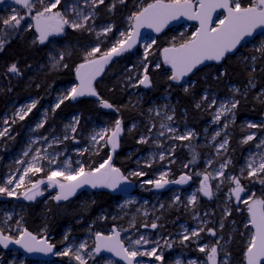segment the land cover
<instances>
[{
	"label": "snow or ice",
	"instance_id": "1",
	"mask_svg": "<svg viewBox=\"0 0 264 264\" xmlns=\"http://www.w3.org/2000/svg\"><path fill=\"white\" fill-rule=\"evenodd\" d=\"M4 2L5 0H0V4ZM14 2L20 6L24 14H20V11L14 9L13 14L10 16L0 18V25L3 26L0 27V52L19 33L22 21H26L29 18L32 23L27 24L25 30H32L34 28L35 32L38 33V41L40 44L45 43L51 36L63 34L66 27L73 30L94 31V28L89 25V21L94 23L97 7L104 4V0H64L63 3L62 0H14ZM119 3L124 4L125 0H119ZM37 5H39L38 8ZM114 7L115 5L113 4L109 7V11H112ZM218 10L223 11L218 14ZM214 15H216L215 19ZM181 17L191 21H197L199 26L192 32L188 39L183 40L179 45L172 44L170 47L162 50L163 63L171 68L169 80L174 82H180L182 78L188 76L194 69H197L198 66L204 64L206 61L220 62L227 54L235 51L245 38L252 37L258 29L264 30V0H249L247 5L242 4L241 0H152V2L140 6L137 11L132 12L127 17V29L119 32L118 38L112 43L111 47L102 51L100 44H97L84 53L83 61L75 67V75L78 83L70 87L66 91V94L58 98L51 111L54 113L66 100L75 101L77 98L84 96L96 97L101 107L113 109L114 105L100 98L94 86L97 78L104 73L105 67L114 57H119L131 51L140 43V30L142 28L151 29L156 33H160L171 21L178 20ZM112 31L113 26L107 25L101 32H97L96 35L97 37L101 35L106 37ZM35 42L34 40L33 43ZM155 43L156 41L152 39L150 43L143 45L144 57L140 61L142 71H140L139 75L127 77V81L131 87L136 88L141 85L145 88L151 87L152 82L148 74L147 59L150 54L149 50ZM256 51L264 57V43H261L256 48ZM68 54L70 55V53ZM64 59L65 53L63 52L60 53L58 59L53 58L52 68H67L68 65L62 63ZM251 60L255 62L257 57L253 55ZM134 67L136 66L133 65L128 71L131 72ZM155 67L159 69L161 65L157 63ZM253 71H255L254 68ZM6 74L19 76L22 73L17 63H11L7 67ZM133 80L136 82L131 83ZM249 83L254 87L251 79ZM184 91L188 92V88L185 87ZM233 92L240 93V89L234 88ZM246 94V91L241 93V95ZM201 99L202 101H208V94L205 93ZM38 103V100H33L31 103L20 107L15 113V119L11 123L14 124L17 120H24L37 107ZM239 103L240 101L238 99H234L221 101L217 104V100L212 98L208 103V108L215 107L216 109L213 122H220L222 117L227 120L229 114H232V118L234 119L233 110L237 108ZM196 107L200 108L201 103H197ZM115 110L119 111V109ZM149 111L151 112L152 110L150 109ZM155 114L157 116L161 115L159 110ZM47 116L48 112L46 110L44 113L45 118L37 123L32 131L43 128L47 122ZM73 119L74 123L72 125L65 126V134L62 139L53 137L49 140L48 136H41L39 139L29 140L27 148L22 153V158L15 161L17 165L23 166L22 168L16 169L19 175L11 174L0 183V196L16 199L23 198V200L31 202L35 201L37 197L43 196L45 190L57 189L51 199L59 203L69 200L70 197L76 195L79 189L85 186L92 189L105 188L116 191L122 184L129 182L128 176L112 163L113 154L120 147V137L125 131L123 122L119 118L115 120L111 128H101L90 136L92 146L95 148V154L98 155L105 147L110 149L107 158L95 167L91 165L86 166L79 159L74 162L76 166L73 167V161L70 157L61 161L59 157L63 153L49 152V148L62 143L64 140L72 139L78 143L74 134L77 132L76 126L79 124V117L76 116ZM173 120L174 112L171 115L165 113L164 121L172 122ZM164 121L159 125L157 137H165L166 134H170L167 136L168 139L180 141H187L194 137L192 131L180 133L171 123ZM3 123L8 125L9 120L4 119ZM135 127V125H132V128ZM155 127V124H151L148 132L151 134ZM223 127L226 129L228 123H224ZM247 127L250 129L258 127L264 128V124L257 125L255 123H249ZM69 128L73 135L68 134ZM8 133V127L0 130V138L7 136ZM220 135V131H217L212 137L213 141ZM255 138V133L248 134L242 143L247 144ZM149 139L157 147H162L159 139L153 138L151 135L141 136L137 142L147 144ZM40 141H43L46 146L33 149L32 146L38 144ZM227 144L228 140L225 138L217 146V153L221 149L226 151ZM256 148L261 149V151L247 160L246 169H241V176L246 171L247 178L258 177L259 183L264 185V175H261L264 174V139L259 140ZM77 151L80 156H83L89 149L84 148ZM29 156V159H25ZM165 159L166 153L163 151L160 152L159 160L164 161ZM195 161L196 155L193 154L192 160L189 163H195ZM44 162L47 163V170ZM230 163V160L222 162L214 174L207 170L203 173L197 172V176H202L198 191L203 196L211 199L213 191L209 183L210 180H220L221 183L227 180L234 185V187L229 189V195L235 198L238 205H245L248 213L247 222L244 224V228L248 230L247 242L243 252L244 264H264V197H257L253 192L247 197L242 198V194L246 192V189L242 186L240 177L234 175L226 176L225 174V170ZM211 164L212 161L209 160L208 165L211 166ZM147 166L151 167V162ZM184 167L187 168L188 164H185ZM41 173L45 175L35 180L31 179V176H38ZM129 175L142 177L146 173L143 171H134L129 173ZM167 176L168 172H161L157 179L146 180L143 183L153 185L155 189H163L170 183L183 185L192 179L191 175L188 174H182L176 180H168L166 179ZM219 187L220 184H217L216 188L219 189ZM179 199V196L174 197L173 203H176ZM196 201L197 195L194 192L189 197L188 203L194 205ZM131 203L133 201H126L120 207L121 209L126 208ZM163 207L161 205V208ZM237 211H240L239 207ZM227 214L230 215V212H227ZM143 215L147 216L148 212H143ZM12 219L13 216L9 213L4 220H0V246L5 249L9 245L15 244L29 253L40 252L59 256H71L78 264H88L89 259L100 256L104 252L118 258L123 264H142L138 259L139 257H154L156 261L161 262L164 260L163 253L160 251L162 245L159 240L151 241L144 234H140L136 238H133L132 235L122 238V231L129 232L130 229H136L135 216L129 221L128 229H120L116 225H113L111 231L107 234L102 231L94 232V241L91 245L88 241H83L78 246L68 243L65 249L59 252L54 251L55 245L49 242L46 235L33 234L22 226L21 220L19 219L15 220V227H13L9 224V221H12ZM100 219H106V217L102 216ZM113 219H116V217H113ZM156 219L158 220L159 217ZM140 226L143 228L150 227L153 230L162 227V225H158L155 221L150 224L145 221ZM220 227L223 228V223H221ZM89 230L91 231V227ZM201 231H204L203 227L192 230L190 236L198 237ZM207 231L213 236L216 235L214 229L209 228ZM13 232L15 235L12 234ZM42 232H46V229L42 230ZM241 235L243 236L245 234L241 233ZM190 236L183 235L181 243L189 240ZM64 241H69V234H65ZM164 243L168 248L172 247V244L168 241ZM150 244L153 246L150 248L145 247ZM218 244L219 241H217ZM208 247V245L202 246L199 251L205 252V249ZM217 254L218 247L216 245L210 246V250L206 254L207 261L210 264H217ZM104 264H115V262L112 259H106ZM175 264H181V261L177 260ZM189 264H196V261H189ZM220 264H228L227 256L224 257Z\"/></svg>",
	"mask_w": 264,
	"mask_h": 264
},
{
	"label": "rangeland",
	"instance_id": "2",
	"mask_svg": "<svg viewBox=\"0 0 264 264\" xmlns=\"http://www.w3.org/2000/svg\"><path fill=\"white\" fill-rule=\"evenodd\" d=\"M63 2H64V0H62V3ZM106 2H108L109 5H113V4L119 3V0H104V4ZM102 5H99L96 9V17H95L94 23L92 21H89V25L94 28V31L90 32V31H86V30H73L71 28L66 27L65 31H64L65 32L64 37L62 39H59V37H55V36H53L51 38V40L47 44L48 56L46 58V63H45V65L40 67L38 71H42L44 69H47L48 72L58 73L61 70L65 69L63 67L53 69L52 63H53V58L58 59L60 53L63 52V53H65V59H64V61H62V63L66 64L65 60L69 56L68 53L71 54V49H70L69 45H66L62 41H65V39H67V37L69 36V32L77 33L79 38L82 39L81 43L84 45V48H83L84 53L86 51L90 50L92 47H94L97 44H100V47H102V44L107 42L106 39L108 38V36L112 32L109 33L106 37L104 35L97 37V35H96V33L101 32V30L105 26L112 25L110 22H104V23L98 22L99 16L97 15V12H98V10H101L99 8ZM38 7H39V5H37V8ZM14 9H16L17 11H20V14H24L23 10L20 8L14 7L12 5H5V6L0 7V18H6V17L10 16L11 14H13ZM29 23H32L30 18L27 19L26 21H22L20 31L16 35V37L13 39H16L18 35H21V34H24L25 32H27L28 30L26 31L25 28H26V25ZM127 27H128V21L126 19V26L121 31L126 30ZM113 29H114V27H113ZM178 29H179L178 32L182 33V32L189 31L190 26H183V27H180ZM119 32L116 35V39L119 36ZM152 39L155 40V38L149 37L141 45V47H139L138 50L140 51V53L137 54L136 58H135L136 59V61H135L136 67L132 68V71H135L137 69V67H140L141 68L140 71H142L140 61H142L143 57H144L143 45L146 43H150ZM261 43H264V35L255 39V41L246 44L244 46V48L249 49V50H254L255 52H257L256 48L259 47ZM152 52L153 51L151 48L149 50L150 54H149L148 59H147L148 69H149L150 57L153 55ZM241 54L242 53L238 54V56ZM243 60L244 61L248 60L249 62H252L251 57L244 58ZM157 63L160 64V62L154 63V65L152 66V70H157V68L155 67V65ZM140 71L138 73H134L132 75H139ZM17 77L18 76L13 75V78L15 80L19 79ZM135 82L136 81L133 80L131 83H135ZM74 84H75V82L68 83L65 85H58V86L52 85V86L47 88V91L45 94H41V95H39V97L27 96L25 101H23V102H12L11 104L8 105L7 110L0 116V130H3L5 127L9 128L8 135L3 137V138H0V165L4 160L3 169L5 170L4 177L1 180V183L11 174H15L17 176L19 175V173L16 172V169L22 168L23 166L17 165L15 163V161L17 159L22 158V153L27 148L28 142L30 139H39V137H41V136H48L49 140H51L53 137H59L62 139L64 134H65V126L72 125L74 123V119H73L74 117L78 116L79 117V123H80V120H81L80 112L72 113L68 117L61 116L60 118L57 119L55 117V113L58 109H56V111L54 113L51 111L52 107L57 102L58 98L61 97L63 94H66V91L70 87H72ZM126 85H128V86H126L127 90L130 91L131 95H135V98L137 101H140V103H142L145 100L144 99L145 90H142L140 88V86L133 88L130 86V84L127 80H126ZM188 85H189V82L185 83V86H188ZM252 87L253 86L249 85L250 89H252ZM234 88H236L234 85H228L227 89L229 92H231V95H228L225 97H220V96H217L216 94H214L213 98H215L217 100V104H219L221 101L234 100V99H236L235 98L236 95H241V93H244V90H240V93H234L233 92ZM258 95H259V97L264 96V89H262V91H260ZM49 99H51V101ZM33 100H38L39 101L38 104H40L42 101H45V105L43 107L37 109V110H36L37 107L35 109H33L32 112L24 120H22V121L17 120L16 123H14V124L11 123V121L13 119H15V113L17 112V110L20 107L31 103ZM170 100H171L170 95H169V93H167V95H165L164 97H161L160 99H158L154 102L148 101L149 106H151L150 109L152 111L151 112L147 111L145 114L146 119H147V121H145V124L147 125V127H146L147 133H145L144 135H141V136L151 135L153 138H158L160 143L162 144V147H157L155 144H153L151 139H149L147 144H142V145H145L150 150L146 159L148 160V163L151 162V167H148L147 166L148 163H146V165L137 166L131 171V172L143 171L144 173H148V171L145 172L143 170V168L148 169L149 173L152 174L153 176H155L156 178H147V180H155L159 177L161 172H165V171L168 172L167 177H170L173 174V171L170 168H171V165L175 164V162H176V159L174 158V154H175L176 150H178L180 148V145H179L180 140L168 139L167 136L170 134H166L165 137H157V133L155 132V128H153L151 134L148 132L149 126L151 124H153L149 120L150 118L158 121V127H159L160 123L162 121H164L165 113L169 114V115L173 114V112L175 111L174 110L175 108L172 105ZM68 101L69 100H66L65 102H68ZM38 104H37V106H38ZM237 109H238V106L236 109L233 110L234 111V119L232 118V114H229L227 117V120L224 117H222L221 121H223V122L220 123L221 122L220 121V122L216 123V122H213V116H214L215 110H216L215 107H213V114H212L211 122L213 124H217V127L214 129L213 136L215 135V133L217 131H220L221 135L219 137H217L215 141H213V139H211V144H213V148H214V155H213L214 159L213 160L208 159L206 161V163L203 162V164L200 167H197V171L195 172V176H196V178H199L201 180L202 176H197L196 175L197 172L203 173L205 170H207L208 172H213V174H214L215 170L219 169V165L222 162H224L225 160H230L231 163L228 165L227 169L225 170L226 176L234 175V176L240 177L241 182L246 189V197L253 192L256 194L257 197H264V189L262 187L253 189L254 186L260 184L258 177L247 178V172L246 171L244 172V175L241 176V169L242 168L246 169L247 160L251 156H253L254 154H257L261 151V149L256 148V144L259 142L260 139H264V128L258 127V128H251L250 129L247 127V125L249 123H255L257 125L264 124V113L262 114L261 118H259V119L258 118H243L241 123L237 126L236 132L238 134L244 133V135L238 141L242 145H245L244 143H242V141L248 134H251V133L256 134V138L253 141H249L247 143V144H251V147L245 152L243 160L241 161L240 164H238V165L233 164L232 158L230 157V154L228 151V144H227V150L226 151L224 149H221L219 151V153H217V146L225 138H227L228 143H229V138H230V135L232 134V128L236 122V111H237ZM46 110L48 112V116H47V122L45 123L44 127L41 129H38L37 131H32V129L35 128L36 124L45 118L44 113ZM157 110L160 111V113H161L160 116H157L155 114ZM89 118L92 119V117H89ZM4 119L9 120L8 125H5L3 123ZM174 120H175V117H174ZM174 120L172 122H167V121H164V122L171 123L172 126L176 127L179 130V127L177 124H175ZM23 122H26V124ZM226 122L228 123V127L225 129L223 127V125ZM19 123H21V124L23 123L22 128L23 127H24V129L26 128V131L24 133L25 137L23 139V144L18 151L12 152V153L6 152V155L4 156L3 150L5 149V145L8 144L9 141L11 142V140H13L15 138V136L12 133L13 126L19 125ZM78 125L76 126L77 132L74 134L76 137V141H78V143L74 142L72 139H68V140H64L62 143H60L58 145H53L52 148H49V152L63 153V155H61L59 157V159L61 161L64 160L65 158L70 157L71 160L73 161V167L76 166L74 162L78 159L81 162H83L86 166H88L84 161V157L87 154L94 153V151H95V148L92 146L90 136L94 132L99 131L101 128H111L112 127L110 125L109 121L106 119H103L101 122H98V121L92 119L89 131L86 132V135L84 136L85 138H82V135L78 134V130H79ZM132 125H135V124L129 125V127L126 129L127 132H130L129 129L132 128ZM135 128H137V127H135ZM135 128H132V130H134ZM188 131H191V130H188ZM179 132H180V130H179ZM204 133L206 134V131H204ZM68 134L73 135L70 132V128L68 130ZM140 137H139V139H140ZM83 139H86L85 143H83ZM101 143H103V142H101ZM138 144H141V143H138ZM45 146H46L45 143L43 141H40L38 144H35L32 147H33V149H35L36 147H45ZM173 146H175L174 150H173ZM84 148H88L89 151L85 152L83 156H80L78 154L77 150H82ZM162 151L166 153V159L165 160H170V163H165V160L164 161L159 160V153ZM30 156H31V153H30ZM30 156L28 158H25V159H29ZM209 160L212 161L211 166L208 165ZM172 161H174V162H172ZM44 163H45V167L47 170V167H48L47 163L46 162H44ZM153 164H155V165H153ZM177 169H178V167H177ZM44 175H45L44 173H41L38 176H31V179L35 180V179L43 177ZM261 175H264V174H261ZM167 177H166V179H167ZM210 183L213 187V196H212V200L209 203H211L213 207H209L210 209H208L207 211H201L199 213H197L195 211V209L198 206H200V202L203 199H202L201 193L198 191V189H199L198 183L191 188H187L186 190H182V191L174 190L168 199H160V198H158V196H154L152 198V200L149 202V199H147V198H144V197L139 196V195H134V196H127L121 202L114 201V209L115 210H117L118 208H121L120 205L124 204L126 201H129V200L133 201V203L129 204L125 209H128L131 206H134V207H136V209L134 211V216H139V217H143V218H147V216H149L150 214L154 215L155 213L162 212L163 208H165V203H167V204L169 203L170 206H175V205L178 206L181 203H183V204L188 206V209L195 212V213H193L190 222L181 223L180 225H178L176 227L177 228L176 230H174L172 227L166 226V227H168L166 229V232H163L161 230L162 227H158L155 230H153L149 227V228H145V229H139L138 231L136 228V229L131 230L130 232H124V238L128 235H132L133 238H136L138 235L144 234L151 241H156V240L160 241V244L162 245L160 251L163 253V256H164L163 262L156 261L154 257L153 258L142 257V260H141L142 264H175V262L177 260H180L181 264H189V261H196V264H209L207 261V258H206V256H207L206 254L210 250V246H213V245H216L218 247V252H219L218 264H220V262L224 259L225 256H227V258H228V264H244V260L238 261V260L233 258L232 254L227 249L228 241L226 239H224L223 235L221 234V231L223 229H227V230L231 229L232 224L229 223L230 225H228L227 227H224V225H223V228H221L220 227L221 222H219V218L222 217V218L226 219L234 211L237 213L238 216H241L242 212L246 211V207H245V205L240 204V206H239L240 211H237L238 207L235 206V202H234L233 198L230 197V195H229V189L232 186V184L229 181L224 180V182L221 183L220 180H210ZM217 184H220L219 189L216 188ZM147 185L153 186L150 184L141 183L140 185H138L136 192L141 193V192L146 191L145 187ZM21 190H23V189H21ZM194 192L197 195V201L193 205V204H189L188 200H189V197ZM53 195H55V192L53 190H45V194L42 197L41 196L37 197V199L35 201H33L32 203L40 202L42 204H47L49 201L53 202V200L51 199V197ZM91 195H92V193H84L80 197L86 198L87 196L90 197ZM176 196H179L180 199L176 203H173L174 197H176ZM6 199H10V200H12V202L8 203V202L4 201ZM17 200H19V199L7 197V196H0V220H4L6 218V216L9 213H11L13 216V219H12V221H9V224H11L13 227H15V220L19 219V220H21L22 226L25 228L24 220H23V217L21 215V208H22V206H26V205L25 204H23V205L17 204L15 202ZM164 200H166V201H164ZM22 202H26L27 204L30 203V201H26V200H23ZM161 205H163L164 207L161 208ZM54 207H55L54 211L57 214L56 209H59L62 206L55 204ZM137 210H139V211H137ZM145 211L148 212L147 216L143 215V212H145ZM227 212H230V215L227 214ZM102 216L104 217L105 215L102 213L98 214L99 219L97 220V222L89 221V222H86L85 224L79 225L78 227H75V228H73L72 225L68 224L67 226L63 227L61 229V231H59L58 234L53 233L52 228H50L49 226H44L42 229L33 232V234H38V235L44 234V235H46L49 242L55 245V250H57L58 252L63 251L68 243H72L73 245L78 246L79 243H81L83 241H88V243L91 245L92 242L94 241V235H93L94 232L102 231L105 234H107L111 231L110 228H99L97 226L98 223H100L104 220V219H100V217H102ZM156 218L157 217L153 218L152 222L155 221L158 223V220ZM111 220H113V215H111ZM75 222L81 223V219L78 218V219H76ZM90 227H91V231L89 230ZM202 227L204 228V231H201L198 237H191L190 236L192 230H196V229H199ZM209 228L215 230V232H216L215 236L211 235L207 231V229H209ZM45 229H46V232H42V230H45ZM186 229H187V231H185ZM171 233H173V234H171ZM12 234L15 235L14 232ZM65 234H69V241L68 242L64 241ZM172 235H174V236H172ZM183 235H189L190 239L187 241H183V243H181ZM221 237H222V239H221ZM165 241H168L169 243H171L172 247L168 248L167 245L164 243ZM217 241H219L218 245H217ZM205 245L209 246L208 248L205 249V252L199 251L200 247L205 246ZM151 246H153V245L150 244V245L145 246V247L150 248ZM165 257H167V258H165ZM106 259H112V258L103 257L101 259H97L95 257L93 259H89L88 264H104ZM112 260L115 262V264H119L114 259H112ZM0 264H78V262L75 261L71 256H59V255H55L54 260L50 261V262H48V261L33 262V261L28 260L19 251L8 250V249L4 250V249L0 248Z\"/></svg>",
	"mask_w": 264,
	"mask_h": 264
},
{
	"label": "trees",
	"instance_id": "3",
	"mask_svg": "<svg viewBox=\"0 0 264 264\" xmlns=\"http://www.w3.org/2000/svg\"><path fill=\"white\" fill-rule=\"evenodd\" d=\"M152 0H125L124 4H114L115 7L109 11L108 2L103 4L98 10L99 23L110 22L114 29L106 39L107 42L102 44L101 50L104 51L111 47L112 43L116 40V35L119 31L123 30L126 26V19L132 12L137 11L140 6L146 5ZM241 3L247 5L249 0H241ZM104 10V11H103ZM2 27V25H0ZM178 28L164 32L161 36L155 38L156 43L152 47L153 55L149 60L148 74L152 82V88L145 90L144 101L140 103L131 95L127 90L126 80L128 76L138 73L141 68L137 67L135 71L129 72L128 69L135 65L136 55L140 53L139 50L135 54H127L122 56L116 63H112L96 85V91L99 96L104 100L109 101L114 105L115 109H119L117 114L111 112L103 114L99 109V104L92 99L80 100L76 104H72L69 100L61 105L56 111L55 117L58 119L61 116L68 117L72 113L80 112L81 120L78 125V134L85 138L86 132L89 131L92 119L101 122L103 119L109 121L113 126L116 119H122L124 126H128L131 122H137L140 127L146 120V112L148 111V101L158 99L167 93L177 96L176 88L170 83V73L164 69L160 62V53L165 47H170L172 44L179 45L183 40L188 39L192 32L196 30L194 26H190V30L186 32H178ZM20 36V37H19ZM18 38L12 39L11 43L7 44L2 52H0V81H6L0 86V116L7 110V107L12 102H22L30 94L37 96L45 94L47 88L52 85H65L75 82V67L83 61L84 45L81 43L82 39L79 38L77 33L69 32V36L64 42L69 45L71 54L65 60L68 65L67 68L60 72H48L47 69L38 71L40 67L45 65L48 56L47 46H40L37 42L33 43L34 32L33 30L19 35ZM242 53L238 56V54ZM237 55L229 57L222 66L205 67L199 70L190 79L197 81L199 86L196 89L208 88L215 90L219 96L231 95L228 91V85H234L240 90L246 91V95H237L236 98L240 101L236 111V122L232 128L230 135L229 154L232 158L233 164L238 165L243 160L245 152L251 147V144L242 145L238 141L244 133L238 134L236 132L237 126L241 123L243 118H261L264 113V96L259 97V92L264 89V57L259 52L241 48ZM255 55L257 60L255 62L244 61V58H249ZM160 62L161 67L157 70H152L154 63ZM11 63H17L21 75L17 78L28 80V85L20 86L13 76L7 73V67ZM253 68L255 71H253ZM38 71V72H37ZM223 73V75H221ZM254 84L252 89L249 88V81ZM9 80V82H8ZM195 94L196 92L187 93L188 95ZM51 101V99H49ZM48 100V101H49ZM178 102L177 99H174ZM179 104V102H178ZM176 104V111L179 112V106ZM45 101L38 104L37 109L43 107ZM37 112V111H36ZM202 115V114H201ZM89 117H92L90 119ZM55 121V120H54ZM26 124V122H23ZM22 123V124H23ZM22 124L14 125L12 133L15 136L11 142L5 145L4 156L7 153L18 151L24 139L26 128H22ZM138 130L126 133L123 139V145L136 144L138 137ZM86 139H83V143ZM177 153V150L176 152ZM84 161L89 165V160L84 157ZM97 162L92 167H95ZM124 173L130 167L126 164L121 165L119 162L116 164ZM4 160L0 165V183L4 177L5 170ZM174 169L175 166H172ZM145 172L149 171L144 169ZM256 181V180H255ZM252 186V185H251ZM264 189L261 183L253 187ZM251 189V188H250ZM81 196V195H80ZM75 197L62 204H55L62 206L54 211L55 204L49 201L47 204L40 202L28 203L22 206L21 215L24 220L25 228L30 232H35L42 229L44 226L52 228L53 233L58 234L59 231L68 224L73 228L83 225L86 222H97L99 219L98 214H104L106 219L98 223L99 228H112L115 221L111 220V214L114 209L113 197L110 194L102 192H93L92 195L86 198ZM23 205V204H22ZM204 208V207H203ZM80 218L81 223H76V219ZM248 213L243 211L241 216H238L234 211L228 218H219V221H224L227 226L232 223L231 229L221 231L224 238L228 241L227 249L232 254L233 258L242 261L243 252L247 242L248 230L244 228L247 222ZM164 230L165 229H161ZM244 233L245 235H241ZM58 247V246H57Z\"/></svg>",
	"mask_w": 264,
	"mask_h": 264
},
{
	"label": "flooded vegetation",
	"instance_id": "4",
	"mask_svg": "<svg viewBox=\"0 0 264 264\" xmlns=\"http://www.w3.org/2000/svg\"><path fill=\"white\" fill-rule=\"evenodd\" d=\"M5 5H12L14 7L20 8L19 5L15 4L14 0H5V2L3 4H0V7L5 6ZM32 30L34 32L33 41L35 40L40 46H47V44L49 43V41L53 37V36L49 37L47 42H45L44 44H40L38 41L37 33L35 32L34 28ZM29 31H31V30H28L25 33H28ZM64 33H63V36L58 35L55 37H59V39H62L64 37ZM24 34H21V35H24ZM18 36H17V38H18ZM11 76H13V75H11ZM5 82L6 81L1 80L0 86L2 85V83H5ZM8 82H9V80H8ZM14 82H17L20 86H25V85H28V83H29V81L25 80V79H17ZM187 82H189L188 86H185V84H184V85H181L179 87H175L177 92H179V94L177 96H173L172 94H169V95H170V99H171L170 101L175 108L174 109L175 110L174 111V117H175L174 121H175V124L178 125L180 133H184L188 130H191L194 133V137L190 140H187V141H179L180 148L177 150V153L174 154V158L176 159V162H175V164H172L171 168H170V169H172L173 174L170 177H167V179L168 180H176V179H179V177L182 174L191 175L192 179L183 185L170 183V184L166 185L165 190L160 191V192L155 191L154 186H148V185L145 187L146 191L141 192V193L136 192L138 185H140L145 180H147V178H156L155 176L150 174L149 171H148V173H146L145 176H142V177H136V176L129 175V173L135 167L141 166V165L143 166V165H146V163H148V160L146 158H147V155H148L150 150L145 145L138 144V142L136 144L123 145V139L126 137V133H129L126 131V129L129 127V125L135 124L137 128H135L132 131H136L137 129H139L138 130V137H137V141H138L139 137L141 135H144L145 133H147V130H146L147 125L145 124V121H147V119L143 122L142 127H140V125L137 122H131L128 126H124V124H123L125 131L123 133V137L121 140V148L114 156V165L116 166L117 162H119L121 165H125V164H126V166L128 165L130 168L127 169V171L124 174L128 176V179L131 182H133L136 187H135V190L133 191V193H131L129 195H115L112 192L99 191L102 193L110 194L114 199L113 205H114V201L121 202L127 196H134V195H139V196H142L144 198H147V199H149V202L152 200V198L154 196H158V198H160V199H168L174 190H180V191L186 190L187 188H191V187L195 186L197 183L200 186V179L196 178V176H195V172L197 171V167H200L203 164V162L206 163V161L208 159H212V160L214 159L213 158L214 148H213V144H211V139L213 136L214 129L217 127V124H213L211 122L212 114H213V108H211V109L208 108V103L214 97L213 96L214 94H216L217 96H219V95L216 93L215 90H210L208 88L195 90V87L197 85L198 86L200 85L197 83V81L190 79ZM185 87L188 88V92L184 91ZM151 88H152V84H151V87L149 89H151ZM193 91H195L196 93L195 94L192 93L191 95L187 94V93H190ZM205 93L208 94V97H209L208 101H202V99H201ZM29 96H32V95L30 94ZM164 96L165 95H163L161 97H164ZM236 96H235V98H236ZM161 97H158V99H160ZM220 97H225V96H220ZM175 98L177 99L179 104H178V102H175V100H174ZM158 99L149 100V101L154 102ZM14 102H16V101H14ZM197 103H201L200 108L196 107ZM176 104H178V106H179V112L178 113L176 111V109H177ZM150 107L151 106L148 105V107H147L148 111H149ZM149 120L151 121V123L156 125L155 132L158 133V131H159L158 121L151 119V118ZM222 122L223 121H221L220 123H222ZM204 131H206V134L204 133ZM230 141L231 140L229 138L228 149L230 146ZM108 153H109V148L105 147L99 152L98 155L95 154V151L92 154H87L86 159L89 160V165H94L96 162L98 165L104 159L107 158ZM193 154L196 155V161H195V163H189L192 160ZM165 163H170V160H165ZM185 164H188L187 168L184 167ZM153 165H155V164H153ZM172 166H175V168L173 169ZM177 167H178V169H177ZM209 183H210V181H209ZM241 184H242V182H241ZM210 185H211V183H210ZM242 186H243V184H242ZM231 187H234V185L232 184ZM212 191H213V187H212ZM201 196H202L203 200L200 202V206H198L195 209V211L197 213H199L201 211H207L208 209H210L209 207H213L212 204L209 203L212 200V198L211 199L206 198L202 195V193H201ZM245 197H246V192H245ZM18 201L19 202H16V201L15 202L17 204H27L26 202H22L23 198L19 199ZM164 201H166V200H164ZM11 202H12V200H11ZM32 202L33 201H31L30 203H32ZM235 206L239 207L240 204L239 205L235 204ZM135 209H136V207H134V206H131L128 209H125V208H123V209L118 208L117 210L113 209V212L111 215H113V217H116V219H113L115 221V225L120 229H128L129 228V221L134 216ZM193 213H195V212L188 209V206L183 204V203H181L178 206L177 205L170 206L169 203L168 204L165 203V208H163L162 212L155 213L154 215L150 214L149 216H147V218L135 216L136 217V228L138 230L139 229H145V228L140 226L141 223L146 221L150 224L152 222L153 218L159 217L158 225H163L161 228V229H165V231L162 230L163 232H166V229L168 227H172L174 230H176L177 229L176 227L178 225H180L181 223L190 222ZM219 222L223 223L224 227H227V224H225L224 221H219ZM166 226H168V227H166ZM131 230H133V229H130V231ZM224 230L225 229H223L222 231H224ZM171 234H173V233H171ZM221 234L224 237V234L223 233H221ZM121 235H122V238H124V232L123 231H122ZM172 236H174V235H172ZM218 255H219V252L217 254V264H218V260H219ZM165 258H167V257H165ZM206 258H207V256H206ZM139 259L141 261L142 257H139ZM208 263L210 264V262H208Z\"/></svg>",
	"mask_w": 264,
	"mask_h": 264
},
{
	"label": "water",
	"instance_id": "5",
	"mask_svg": "<svg viewBox=\"0 0 264 264\" xmlns=\"http://www.w3.org/2000/svg\"><path fill=\"white\" fill-rule=\"evenodd\" d=\"M223 10H218V14L219 13H222ZM217 14V15H218ZM216 18V15H214V19ZM183 26H194L195 28H197L199 26L198 22L197 21H191V20H188L184 17H181L180 19L178 20H173L171 21L160 33H156L154 32L153 30L151 29H147V28H142L140 31H141V36H140V43L137 44L131 51L127 52V53H124L122 54L121 56L119 57H114L113 60L105 67V71L104 73L101 74V76H99L97 78V80L94 82V86L96 87V85L98 84V82L102 79V77L105 75V73L107 72V70L109 69L110 65L112 63H116L122 56L124 55H127V54H135L137 52V50L139 49V47H141V45L149 38V37H153V38H157L159 36H161L164 32L166 31H169V30H174L176 28H180V27H183ZM38 35V33H37ZM264 35V30H261V29H258L254 35L252 37H248V38H245L244 41L241 42V44L238 46V48L233 51L232 53H229L225 56V58L223 60H221L220 62H215V61H206L204 64L198 66L197 69H194L192 73H190L188 76L182 78V80L180 82H174V81H171L170 80V83L174 86V87H179L181 85H184L187 81L190 80V78L195 75L199 70L205 68V67H211V66H222L224 64V62L229 58V57H232V56H235L238 54L239 50L241 48H243L246 44L248 43H251L253 41H255V39L261 37ZM61 36H63V34H61ZM47 42V41H46ZM44 44V43H43ZM166 48V47H165ZM162 53V51H161ZM160 53V62L162 64V66L164 67V69L166 71H168L171 75V68L170 66L168 65H165L163 63V57H162V54ZM78 83V81L76 80V75H75V84ZM140 88L142 90H148L149 88H145L143 87L142 85L140 86ZM101 98V97H100ZM86 99H92L94 100L95 102L99 103V101L97 100L96 97H91V96H84V97H79L77 98V100L73 101V100H70L72 104H76L78 101L80 100H86ZM103 99V98H102ZM109 102V101H108ZM110 103V102H109ZM99 109L100 111L103 113V114H109L111 112L117 114V111L115 110V108L113 109H105L103 107H101L100 103H99ZM121 119V118H120ZM122 120V119H121ZM123 122V121H122ZM122 137H123V134L121 135L120 137V147L117 149V151L113 154V161L112 163L114 164V156L115 154L120 150L121 148V140H122ZM110 150V149H109ZM122 171V170H121ZM123 172V171H122ZM124 173V172H123ZM128 183H124L120 186V188L116 191H111L109 189H105V188H97V189H92L88 186H85L83 187L82 189H79L76 193V195H74L73 197H70V199H73L75 197H78L80 195H82L83 193H92V192H99V191H108V192H112L113 194L115 195H129L131 193H133V191L135 190V184L133 182H131L129 179H128ZM44 187V186H42ZM166 189V186L163 188V189H155V191L157 192H160V191H163ZM53 190L55 193L57 191V189H51ZM205 197V196H204ZM208 198V197H206ZM242 198H245V193L242 194ZM67 200V201H69ZM233 200L235 202L236 205L237 202L235 201V198L233 197ZM6 202H10L11 200L10 199H6L4 200ZM16 202H19L18 200ZM66 201H61L59 202V204H62ZM57 203V202H56ZM122 236V235H121ZM1 249H4V250H15V251H19L22 255H24L28 260L30 261H33V262H37V261H53L54 260V257L55 255L51 254V253H40V252H33V253H29L27 251H25L23 248H21L19 245H15V244H12V245H9V247L7 249L3 248L2 246H0ZM55 252H58L57 250L54 249ZM103 257H108V258H112L114 259L117 263L119 264H123L122 261H119L118 258H115L113 256H111V254L107 253V252H104L102 253L100 256H97L96 258L97 259H101ZM139 259V258H138ZM140 260V259H139Z\"/></svg>",
	"mask_w": 264,
	"mask_h": 264
},
{
	"label": "bare ground",
	"instance_id": "6",
	"mask_svg": "<svg viewBox=\"0 0 264 264\" xmlns=\"http://www.w3.org/2000/svg\"><path fill=\"white\" fill-rule=\"evenodd\" d=\"M46 65H47V64H46ZM50 66H51V65H50ZM50 66H49V67H50Z\"/></svg>",
	"mask_w": 264,
	"mask_h": 264
}]
</instances>
